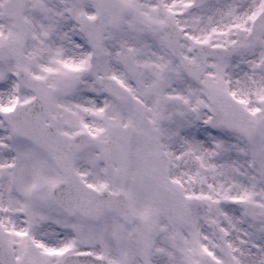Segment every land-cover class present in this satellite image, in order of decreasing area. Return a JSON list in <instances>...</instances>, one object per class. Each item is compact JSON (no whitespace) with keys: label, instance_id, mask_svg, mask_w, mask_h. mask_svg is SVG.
I'll return each instance as SVG.
<instances>
[{"label":"snow or ice","instance_id":"obj_1","mask_svg":"<svg viewBox=\"0 0 264 264\" xmlns=\"http://www.w3.org/2000/svg\"><path fill=\"white\" fill-rule=\"evenodd\" d=\"M0 264H264V0H0Z\"/></svg>","mask_w":264,"mask_h":264}]
</instances>
